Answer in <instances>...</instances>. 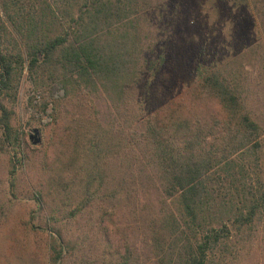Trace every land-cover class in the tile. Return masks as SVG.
Instances as JSON below:
<instances>
[{"label": "trees", "instance_id": "16d2710c", "mask_svg": "<svg viewBox=\"0 0 264 264\" xmlns=\"http://www.w3.org/2000/svg\"><path fill=\"white\" fill-rule=\"evenodd\" d=\"M0 144L46 264H264V0H0Z\"/></svg>", "mask_w": 264, "mask_h": 264}, {"label": "rangeland", "instance_id": "374dc122", "mask_svg": "<svg viewBox=\"0 0 264 264\" xmlns=\"http://www.w3.org/2000/svg\"><path fill=\"white\" fill-rule=\"evenodd\" d=\"M64 90L58 91L63 93ZM32 95L31 85L27 78L24 77L21 93L20 104L17 108V120L27 132L28 143L34 147L36 153L40 152V144L45 142L49 129L45 124L49 119L43 114L34 113L30 106V97ZM101 109L105 114L107 112V103L103 100L100 102ZM38 130V134L35 132ZM37 135V136H36ZM41 141L35 145L33 141L37 138ZM10 155L4 146L0 144V204L3 201H10L14 208L5 209V224L0 229V264H46L45 255L47 251L45 239L47 234L41 231L27 235L24 230L17 224L25 219L31 208H33L31 182L37 178V172L34 170L31 174L24 170L19 171L17 187L14 191L10 188ZM8 201V202H10ZM24 217V218H23ZM4 219V218H3ZM38 224L40 221L36 219Z\"/></svg>", "mask_w": 264, "mask_h": 264}, {"label": "water", "instance_id": "95a60500", "mask_svg": "<svg viewBox=\"0 0 264 264\" xmlns=\"http://www.w3.org/2000/svg\"><path fill=\"white\" fill-rule=\"evenodd\" d=\"M35 132L38 134V130L35 129ZM37 136V135H36ZM41 141V139L38 137L36 140L33 141V144H38Z\"/></svg>", "mask_w": 264, "mask_h": 264}]
</instances>
